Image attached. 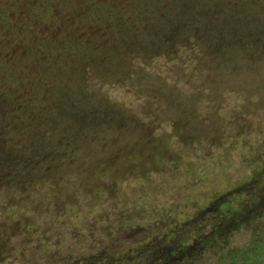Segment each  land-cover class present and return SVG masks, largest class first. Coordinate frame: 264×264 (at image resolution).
Returning a JSON list of instances; mask_svg holds the SVG:
<instances>
[{
    "label": "rangeland",
    "instance_id": "obj_1",
    "mask_svg": "<svg viewBox=\"0 0 264 264\" xmlns=\"http://www.w3.org/2000/svg\"><path fill=\"white\" fill-rule=\"evenodd\" d=\"M0 264H264V0H0Z\"/></svg>",
    "mask_w": 264,
    "mask_h": 264
}]
</instances>
